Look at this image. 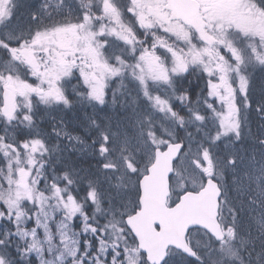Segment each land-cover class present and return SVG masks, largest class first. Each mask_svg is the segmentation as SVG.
Returning a JSON list of instances; mask_svg holds the SVG:
<instances>
[{
	"label": "snow or ice",
	"instance_id": "6c2138e0",
	"mask_svg": "<svg viewBox=\"0 0 264 264\" xmlns=\"http://www.w3.org/2000/svg\"><path fill=\"white\" fill-rule=\"evenodd\" d=\"M257 70L264 0H0V264H264Z\"/></svg>",
	"mask_w": 264,
	"mask_h": 264
},
{
	"label": "rangeland",
	"instance_id": "374dc122",
	"mask_svg": "<svg viewBox=\"0 0 264 264\" xmlns=\"http://www.w3.org/2000/svg\"><path fill=\"white\" fill-rule=\"evenodd\" d=\"M28 4H37V2H36V0H33V2L28 3ZM259 77H260L261 80L264 79V78H262L263 75H260ZM257 91H258V89H257ZM72 111H73V113H72V115H71V120H70V117H69V116H65V115L63 116V117H64V120H65V122H66V124L69 125V129L75 127V125H76V124L80 121V119L82 118V116H83L85 110H84L82 107H80V106L78 105L76 108L72 109L71 112H72ZM87 111L89 112V111H91V109H88ZM65 112H66V111H65ZM61 115H63V114H61ZM257 123H258V122L256 121L255 116H254V119H252V130H253V131L256 130V125H257ZM76 134H80V135L83 136V133L74 132V135H76ZM77 155H78V154H77ZM73 158L75 159L76 157H73Z\"/></svg>",
	"mask_w": 264,
	"mask_h": 264
},
{
	"label": "flooded vegetation",
	"instance_id": "af4514ba",
	"mask_svg": "<svg viewBox=\"0 0 264 264\" xmlns=\"http://www.w3.org/2000/svg\"><path fill=\"white\" fill-rule=\"evenodd\" d=\"M24 2H26V3H31V2H33V0H24ZM36 2H37V4H38V2H39V0H36ZM23 9H21V12L23 13ZM255 75H256V77H257V89L259 90V83L261 82V79H260V75H262L260 72H259V70H257L256 71V73H255ZM262 78H264V75H263V77ZM191 79H195L194 77H192ZM201 86H203V84H201ZM113 87H116V85H114ZM253 119V118H252Z\"/></svg>",
	"mask_w": 264,
	"mask_h": 264
},
{
	"label": "trees",
	"instance_id": "16d2710c",
	"mask_svg": "<svg viewBox=\"0 0 264 264\" xmlns=\"http://www.w3.org/2000/svg\"><path fill=\"white\" fill-rule=\"evenodd\" d=\"M91 111H89V113H90ZM72 113H73V111L71 112V111H66V112H64V113H62L63 114V116L65 115V116H69L70 117V120H71V115H72ZM253 119H254V116H253ZM68 127H69V125H68Z\"/></svg>",
	"mask_w": 264,
	"mask_h": 264
}]
</instances>
